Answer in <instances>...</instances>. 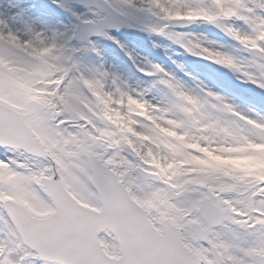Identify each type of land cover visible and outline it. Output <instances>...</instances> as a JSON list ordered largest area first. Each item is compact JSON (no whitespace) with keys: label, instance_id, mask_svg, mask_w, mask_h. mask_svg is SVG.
<instances>
[{"label":"snow or ice","instance_id":"6c2138e0","mask_svg":"<svg viewBox=\"0 0 264 264\" xmlns=\"http://www.w3.org/2000/svg\"><path fill=\"white\" fill-rule=\"evenodd\" d=\"M52 2L71 35L0 13V264H264V114L157 64L154 103L79 56L134 22L264 89V0ZM196 22L232 44L167 31Z\"/></svg>","mask_w":264,"mask_h":264},{"label":"rangeland","instance_id":"374dc122","mask_svg":"<svg viewBox=\"0 0 264 264\" xmlns=\"http://www.w3.org/2000/svg\"><path fill=\"white\" fill-rule=\"evenodd\" d=\"M74 9L81 13L88 15L90 14V9L85 8L81 5L73 4ZM22 9L26 14V18H31L41 22L53 21L55 26L62 32H66L71 35L75 29L76 21L75 19L65 13L62 10L54 9L47 0H0V13L5 15H11L12 12ZM60 24L66 26V29H62ZM169 32H177L174 28H169ZM135 32H109L113 36L114 40H101L94 38L96 42V51H91L87 54L83 52L79 53L82 63L86 66L97 68L100 70H106L109 73L118 77L119 82L131 89H138L145 93L146 98L148 90L147 87L149 83L154 82V78H149L147 72L154 71L152 65H154L155 60L158 61L159 65L167 72L176 77L183 85L194 92H200L201 88L210 90L212 92L221 95L228 103L236 106L237 110L242 111L248 115H252L255 111L247 104L248 99H258L263 101L260 97L255 96V94L249 88V83L247 84L243 79L238 77V74L231 73L230 78L235 85H224L222 81H219L220 86L216 84V78L211 71L209 64L206 66L202 65V57L199 56H189V60L182 63L180 75L175 71L178 67V60L182 61L186 57L185 51L180 50L168 42L167 35H158L151 32L143 31L146 39L149 40V45L145 44L144 41H139L136 37ZM185 36H190L191 39L200 38L203 40L216 41L219 44L228 46L223 41V37L217 33L211 25L205 24L203 22H196L195 25L183 33ZM137 35L138 32H137ZM143 36V38L145 37ZM141 37V36H139ZM73 44L79 46L78 41H73ZM155 47L156 51H160V55L148 49V47ZM168 54L173 65H171L167 59L160 58L161 56ZM197 58L198 60H196ZM197 65V66H196ZM143 69V71H141ZM185 72L186 77H182L181 73ZM151 76H157L160 78L159 74H154ZM190 76L192 78H190ZM149 78V79H148ZM147 81L149 83H147ZM258 90L264 92L254 85ZM226 87V89H224ZM162 94L159 95L161 97ZM159 98H155L152 101L157 102ZM258 103L264 107V104Z\"/></svg>","mask_w":264,"mask_h":264},{"label":"bare ground","instance_id":"6f19581e","mask_svg":"<svg viewBox=\"0 0 264 264\" xmlns=\"http://www.w3.org/2000/svg\"><path fill=\"white\" fill-rule=\"evenodd\" d=\"M254 109L258 110L260 113L264 114V109L259 108V107H255Z\"/></svg>","mask_w":264,"mask_h":264}]
</instances>
